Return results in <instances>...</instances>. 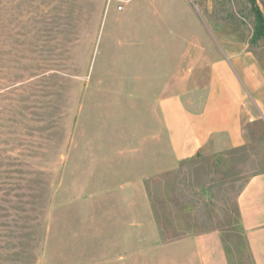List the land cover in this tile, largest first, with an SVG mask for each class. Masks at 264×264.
<instances>
[{
    "label": "rangeland",
    "instance_id": "374dc122",
    "mask_svg": "<svg viewBox=\"0 0 264 264\" xmlns=\"http://www.w3.org/2000/svg\"><path fill=\"white\" fill-rule=\"evenodd\" d=\"M253 28L249 0H0V264H100L115 215L144 200L165 239L217 230L250 264L236 198L264 142L175 166L157 103L197 54L264 71Z\"/></svg>",
    "mask_w": 264,
    "mask_h": 264
},
{
    "label": "crops",
    "instance_id": "0c3cea01",
    "mask_svg": "<svg viewBox=\"0 0 264 264\" xmlns=\"http://www.w3.org/2000/svg\"><path fill=\"white\" fill-rule=\"evenodd\" d=\"M233 53V69L195 54L183 79L162 85L159 137L175 166L199 155L247 152L252 142H264L253 134L255 127L264 129V71L252 54ZM203 76L206 83L200 85ZM172 86L182 88L171 94ZM137 202L115 215V241L103 246L100 264H230L219 231L167 240L150 203L144 200L147 210L139 214ZM236 207L250 264H264V171L246 179Z\"/></svg>",
    "mask_w": 264,
    "mask_h": 264
},
{
    "label": "trees",
    "instance_id": "16d2710c",
    "mask_svg": "<svg viewBox=\"0 0 264 264\" xmlns=\"http://www.w3.org/2000/svg\"><path fill=\"white\" fill-rule=\"evenodd\" d=\"M249 3L254 17L252 42L264 40V14L259 10L254 0H249Z\"/></svg>",
    "mask_w": 264,
    "mask_h": 264
}]
</instances>
